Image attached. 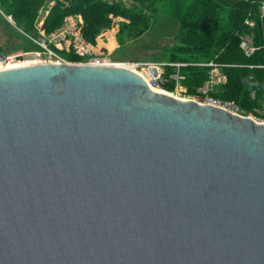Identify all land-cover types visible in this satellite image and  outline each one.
<instances>
[{
	"label": "water",
	"instance_id": "water-1",
	"mask_svg": "<svg viewBox=\"0 0 264 264\" xmlns=\"http://www.w3.org/2000/svg\"><path fill=\"white\" fill-rule=\"evenodd\" d=\"M0 264H264V124L119 66L1 70Z\"/></svg>",
	"mask_w": 264,
	"mask_h": 264
},
{
	"label": "rangeland",
	"instance_id": "rangeland-1",
	"mask_svg": "<svg viewBox=\"0 0 264 264\" xmlns=\"http://www.w3.org/2000/svg\"><path fill=\"white\" fill-rule=\"evenodd\" d=\"M96 1L107 5H118L119 10H138L136 12L140 14L138 15L140 19L131 20L118 12H102L101 22L96 25L95 30L91 31L86 28L83 15L78 12H68L57 24L47 29V19L53 7L67 9L70 7L69 5H72V0H42L33 13L30 26L26 27L18 24V21L6 14L0 7V53H28L35 49L30 37H37L42 33L49 35L63 30L66 17H79L82 21L81 33L91 47V56L98 57L109 65L123 67L139 74H142L146 65L157 66L160 71L159 89L170 96L203 103L205 96L202 89L207 88L208 94L214 98L236 104L241 116L250 117L256 122H263L264 102L262 100L256 106L250 107L223 93L222 89L226 85L228 87L229 84L228 75L224 73L223 69L225 64L214 59L204 61L203 58L196 57L199 54L189 57L186 52L175 49L187 0H166L162 1L163 4L155 0L150 9H147L146 4H142L139 0ZM245 21L246 29H242L236 36L237 49L242 54L239 47V36L245 34L253 40L252 34L248 30L255 27L254 22L253 26L249 27L246 26ZM254 43L256 44L255 41ZM173 52L175 54H172ZM23 61L31 63L33 56L24 54ZM55 61L75 65L79 64L81 59L70 47L68 51H59ZM133 64H137V67H133ZM249 67H253V65H249ZM191 68L203 70L205 76L190 80ZM249 96L254 99V91H250Z\"/></svg>",
	"mask_w": 264,
	"mask_h": 264
},
{
	"label": "trees",
	"instance_id": "trees-1",
	"mask_svg": "<svg viewBox=\"0 0 264 264\" xmlns=\"http://www.w3.org/2000/svg\"><path fill=\"white\" fill-rule=\"evenodd\" d=\"M139 1L150 9L155 0ZM156 1L163 4L166 0ZM41 2L42 0H0V7L18 24L26 27L30 26L33 13ZM72 2L64 10L53 7L47 19V29L57 24L68 12L83 15L86 28L91 31L101 22L102 12H118L131 20L140 19V14L136 12L138 10H119L118 5L102 4L96 0ZM262 2L264 0H187L179 28L178 44L175 46V49L186 52L189 57L199 54L196 57L203 58L204 61L214 59L225 64L223 69L228 75L229 84L222 89L223 93L250 107L256 106L260 100L264 102V68L258 67L264 65V17L258 14ZM244 20L255 23V27L248 32L252 34L257 46L261 47L251 57L244 56L237 49V33L246 29ZM202 75L205 76L203 70L191 68L190 80L200 79ZM250 91H254V99L249 96Z\"/></svg>",
	"mask_w": 264,
	"mask_h": 264
},
{
	"label": "built area",
	"instance_id": "built-area-1",
	"mask_svg": "<svg viewBox=\"0 0 264 264\" xmlns=\"http://www.w3.org/2000/svg\"><path fill=\"white\" fill-rule=\"evenodd\" d=\"M260 16L264 17V2L260 4L259 11ZM65 27L63 30L58 32L50 33L49 35H44L42 32L41 35L37 37H30L31 42L34 44L35 49L29 51L28 53L33 56L32 64H42V63H52L59 64V61H55L58 58L59 51L69 50L70 47L74 49L76 54L80 57L81 61L79 64L83 65H98V66H113L109 65L106 62L104 63L100 58L91 56V47L84 40V37L81 33V18L77 17H66L64 19ZM246 26L252 27L253 21L246 20ZM239 47L242 50L243 54L246 57H251L257 50L261 47L257 46L254 41L248 37L247 35L239 36ZM264 51V46L262 47ZM24 54H1L0 53V69L5 70L7 67L13 66L17 63L24 62L23 55ZM26 62V61H25ZM30 63V62H29ZM31 64V65H32ZM137 67V64H133V67ZM155 68L156 76H153L150 72V68ZM259 68H264V65L258 66ZM146 75L148 78V86L151 88L159 89L160 82V71L157 66L146 65L141 72ZM204 93V102L200 104H208L215 107H219V109H223L231 114L241 116L239 113V107L232 102H223L214 98V96L208 94L207 88L202 89ZM195 101V100H194ZM244 117V116H243ZM250 118V117H249ZM264 124V117L263 122Z\"/></svg>",
	"mask_w": 264,
	"mask_h": 264
},
{
	"label": "bare ground",
	"instance_id": "bare-ground-1",
	"mask_svg": "<svg viewBox=\"0 0 264 264\" xmlns=\"http://www.w3.org/2000/svg\"><path fill=\"white\" fill-rule=\"evenodd\" d=\"M32 63H27V62H20V63H17V64H15V65H13V66H10V67H7L6 69H12V68H17V67H23V66H28V65H31ZM2 69H0V71H1ZM136 74L138 75V76H140L145 82H146V84L148 85V78L146 77V75H144V74H139V73H137L136 72ZM153 92H156V93H160V94H164V95H168V96H170L169 94H167L166 92H164V91H162V90H160V89H158V88H151V87H149ZM173 97V96H172ZM174 98H176V99H180V100H182V101H186L187 99H183V98H179V97H174ZM257 123H261V122H257ZM261 124H263V123H261Z\"/></svg>",
	"mask_w": 264,
	"mask_h": 264
}]
</instances>
